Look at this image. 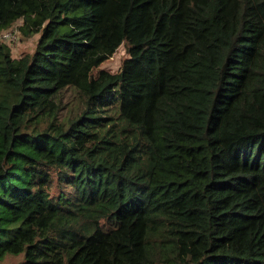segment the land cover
I'll return each mask as SVG.
<instances>
[{
	"label": "trees",
	"instance_id": "trees-1",
	"mask_svg": "<svg viewBox=\"0 0 264 264\" xmlns=\"http://www.w3.org/2000/svg\"><path fill=\"white\" fill-rule=\"evenodd\" d=\"M19 21L0 261L264 264V0H0Z\"/></svg>",
	"mask_w": 264,
	"mask_h": 264
},
{
	"label": "rangeland",
	"instance_id": "rangeland-1",
	"mask_svg": "<svg viewBox=\"0 0 264 264\" xmlns=\"http://www.w3.org/2000/svg\"><path fill=\"white\" fill-rule=\"evenodd\" d=\"M16 24L21 25V21ZM37 39L38 36H34L32 38H22L21 35V39L16 44H13L14 46H12L14 47L15 54L21 55L23 53H32L36 48ZM128 47V44L121 45L112 57L95 70V73L101 69L108 70L113 73L118 72L124 60L129 58ZM0 264H27V262L24 253H7L0 261Z\"/></svg>",
	"mask_w": 264,
	"mask_h": 264
},
{
	"label": "built area",
	"instance_id": "built-area-1",
	"mask_svg": "<svg viewBox=\"0 0 264 264\" xmlns=\"http://www.w3.org/2000/svg\"><path fill=\"white\" fill-rule=\"evenodd\" d=\"M20 24H14L0 34V39L11 45L16 44L21 39ZM14 46V45H13Z\"/></svg>",
	"mask_w": 264,
	"mask_h": 264
}]
</instances>
